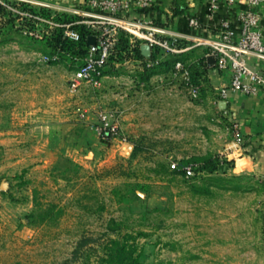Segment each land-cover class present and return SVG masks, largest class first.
<instances>
[{
  "label": "rangeland",
  "instance_id": "rangeland-1",
  "mask_svg": "<svg viewBox=\"0 0 264 264\" xmlns=\"http://www.w3.org/2000/svg\"><path fill=\"white\" fill-rule=\"evenodd\" d=\"M0 6V264H101L125 237L148 264H264V177L172 168L229 160L235 136L205 92L194 98L172 74L143 85L132 64H113L101 87L72 93L83 59L49 45L63 29L25 27V14L77 30L88 1ZM102 110L118 137L99 136Z\"/></svg>",
  "mask_w": 264,
  "mask_h": 264
},
{
  "label": "built area",
  "instance_id": "built-area-1",
  "mask_svg": "<svg viewBox=\"0 0 264 264\" xmlns=\"http://www.w3.org/2000/svg\"><path fill=\"white\" fill-rule=\"evenodd\" d=\"M90 12L85 13L88 20L83 24L89 30L87 40L88 55L82 60L80 66L69 80V88L72 93L79 94L85 86L99 88L103 84L106 70L110 61L114 59V65L120 66L131 61H137L134 56L135 48L146 44L151 54L144 60L138 61L144 70L165 69L167 58L171 55H179L184 52L183 44L185 36L179 33H170L156 24V20L150 13L156 5V0H87ZM248 10L237 14L236 20L225 19L209 39H197V45H205L211 49L209 58L219 71L229 72L230 82L220 89L222 101H227L231 93L255 97L264 93V71L252 63V59L264 62V28L261 21V10H264V0H245ZM213 0V8H215ZM29 21L49 23L51 29H63L65 38L78 42L81 35L72 25H67L44 17L25 14ZM190 27L201 28L199 18L192 17L189 20ZM129 39V53L122 51L121 36ZM95 43L92 44L91 40ZM157 52L158 57L153 59ZM209 58L207 65H209ZM172 75L182 77L186 85L191 89L194 98L201 95V87L192 82L190 72L181 61L175 63ZM162 80V78H161ZM78 112L85 117L84 111L78 108ZM99 136L105 140L119 136V126L115 124L109 114L102 110L98 113ZM237 143L242 145L244 139L237 137ZM173 164L172 168L176 169ZM185 175H195L192 166L184 169Z\"/></svg>",
  "mask_w": 264,
  "mask_h": 264
},
{
  "label": "crops",
  "instance_id": "crops-1",
  "mask_svg": "<svg viewBox=\"0 0 264 264\" xmlns=\"http://www.w3.org/2000/svg\"><path fill=\"white\" fill-rule=\"evenodd\" d=\"M214 1L215 8L213 0H156V5L150 13L151 17L162 29L185 36L184 52L169 56L166 61L168 67L162 73L144 70L138 62L140 59L128 64L139 69L134 77L143 85L153 78L161 80L172 74L171 71L178 61L183 62L185 66L190 64L197 66L202 72L197 85L201 87L202 94L205 92L209 100H212L210 102L213 104L212 107L218 108L220 116L225 121L224 128L227 133L232 131L235 136V139L233 137L225 143L226 157L235 162L234 172L253 173L264 177V93L255 97L231 93L227 101H222L220 89L229 84L231 75L229 72L217 70L210 61L209 65H206L211 49L195 42L197 39L211 38L225 19H232L239 25L236 16L239 12L248 10V5L245 0ZM260 14L264 28V10H261ZM192 17L199 18L201 28L190 27L189 20ZM139 48L145 58L150 56L151 51L146 44H141ZM252 63L264 71V62L253 58ZM143 74L146 75L147 81L142 80ZM119 114L121 119L126 118L122 106L119 107ZM238 136L244 139L242 145L236 141Z\"/></svg>",
  "mask_w": 264,
  "mask_h": 264
},
{
  "label": "trees",
  "instance_id": "trees-1",
  "mask_svg": "<svg viewBox=\"0 0 264 264\" xmlns=\"http://www.w3.org/2000/svg\"><path fill=\"white\" fill-rule=\"evenodd\" d=\"M33 12H37L33 10ZM7 13V9L4 6H0V16ZM41 13L45 16H49L50 12L48 10H42ZM39 13V14H41ZM32 21V20H31ZM29 21L26 26H29L31 29H34V24ZM59 23H63L64 20L57 19ZM78 32L81 35V39L78 42L69 40L68 38H65L63 35V32L59 31L56 32L51 38L48 39L49 45L56 51V52H70L74 56H79L80 58L84 59L88 55V40L87 36L89 35V30L86 28V26H82L77 28ZM1 31V30H0ZM120 47L122 51L129 53L130 50V43L126 35L121 36V44ZM134 52V56L136 59L144 60L145 57L142 54V51L140 48H135L132 50ZM157 52L153 54V59L157 58ZM114 63V59L110 61V66ZM207 65V64H206ZM202 66V65H200ZM204 66V65H203ZM168 67L167 64H165L166 70ZM188 71L190 72L191 80L196 82L202 75V72L200 69L193 65H187L186 66ZM108 68V69H109ZM198 68V69H197ZM161 71V70H160ZM159 70H152L151 73H161ZM145 74L142 76V80L147 81L145 78ZM199 163V171L205 172L207 174H218L225 171L226 169H232L234 168V161H229L227 159H222L218 156H208V157H199L194 158L190 161H185L176 167V171L183 173L185 175L184 169L188 166H192L193 170H195V164ZM195 172V171H194ZM101 264H148L144 258V254L142 252H138V247L136 244L130 243L129 237H125L122 241L120 240H112L110 242V245L108 246L106 250V255L102 258Z\"/></svg>",
  "mask_w": 264,
  "mask_h": 264
},
{
  "label": "water",
  "instance_id": "water-1",
  "mask_svg": "<svg viewBox=\"0 0 264 264\" xmlns=\"http://www.w3.org/2000/svg\"><path fill=\"white\" fill-rule=\"evenodd\" d=\"M91 43H92V44H94V43H95V40H94V39H92V40H91ZM148 48H149V47H148ZM210 62H211V64H213V65H214V62H213V60H212V59H210Z\"/></svg>",
  "mask_w": 264,
  "mask_h": 264
}]
</instances>
